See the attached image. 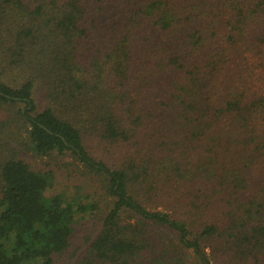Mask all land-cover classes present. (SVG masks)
Listing matches in <instances>:
<instances>
[{"label": "trees", "instance_id": "16d2710c", "mask_svg": "<svg viewBox=\"0 0 264 264\" xmlns=\"http://www.w3.org/2000/svg\"><path fill=\"white\" fill-rule=\"evenodd\" d=\"M0 109V264H264V0H0Z\"/></svg>", "mask_w": 264, "mask_h": 264}, {"label": "rangeland", "instance_id": "374dc122", "mask_svg": "<svg viewBox=\"0 0 264 264\" xmlns=\"http://www.w3.org/2000/svg\"><path fill=\"white\" fill-rule=\"evenodd\" d=\"M7 118L6 112L3 109H0V133H1V125L3 123V119ZM17 128H15L16 130ZM21 134V142L25 143L26 133L22 128V131L19 132ZM16 147V152H18V156L25 161H27L33 170L35 171H44L47 170L46 167L50 169H54L55 178L53 182V186L49 189V195L55 194H65L68 198L75 196L77 190L80 189L81 201L84 204H92L98 201V192L96 188V184L92 182L88 177H83L79 170H75L70 166L71 163H74L73 160L69 157L64 158H43L35 156L31 150L25 151L23 146L19 147L18 145H12ZM79 224L75 227L76 231L73 236V247L83 245L85 240V234L92 226V222L88 217L81 216L78 217Z\"/></svg>", "mask_w": 264, "mask_h": 264}]
</instances>
